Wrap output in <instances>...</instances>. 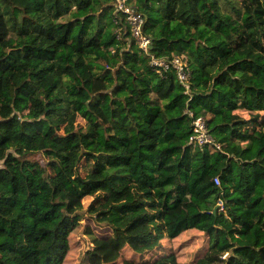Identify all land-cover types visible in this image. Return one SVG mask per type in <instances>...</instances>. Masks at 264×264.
I'll use <instances>...</instances> for the list:
<instances>
[{
	"label": "trees",
	"instance_id": "trees-1",
	"mask_svg": "<svg viewBox=\"0 0 264 264\" xmlns=\"http://www.w3.org/2000/svg\"><path fill=\"white\" fill-rule=\"evenodd\" d=\"M21 1L13 30L0 2V264H63L80 230V264H264V0H130L147 56L113 0ZM187 112L220 151L188 145ZM131 188L152 231L83 209Z\"/></svg>",
	"mask_w": 264,
	"mask_h": 264
},
{
	"label": "rangeland",
	"instance_id": "rangeland-1",
	"mask_svg": "<svg viewBox=\"0 0 264 264\" xmlns=\"http://www.w3.org/2000/svg\"><path fill=\"white\" fill-rule=\"evenodd\" d=\"M5 6H7V15L5 16L8 27L13 30L15 27L13 22H19L21 18L20 12L18 9L24 6V3L21 0H0ZM80 173L85 176V162H81ZM138 193L142 195L140 190H135L131 188L129 195L125 198L124 201L115 200L110 197H101L97 194L88 196L82 201L84 211L90 215H99L98 218L101 221L111 219L109 215H105L111 207L114 209L116 217L119 219L121 224H129L131 222V227L129 231L135 236H139L143 231L151 230L153 228L152 223L149 221L148 217L143 218L142 214L151 215L156 213L157 209L153 210L151 208L152 200L147 195L143 196V202L145 203L144 207L134 209L133 207L124 206L127 201H132L133 195ZM112 201V203H110ZM141 213V214H140ZM84 221H81L82 224ZM177 245H181V248H184L182 251V259L186 260L190 253L198 249L199 242L197 240H191L189 237L183 240H179ZM166 247V246H165ZM91 250L90 239L88 236H85L81 230L78 233H74L69 240V251L67 257L64 260L63 264H80V260L85 252ZM256 264V262H254Z\"/></svg>",
	"mask_w": 264,
	"mask_h": 264
},
{
	"label": "built area",
	"instance_id": "built-area-1",
	"mask_svg": "<svg viewBox=\"0 0 264 264\" xmlns=\"http://www.w3.org/2000/svg\"><path fill=\"white\" fill-rule=\"evenodd\" d=\"M114 12L121 14L124 18L130 37L135 42L138 50L143 55H149L151 42L148 37L142 33V26L144 23L143 16L137 11L136 6L130 0H113ZM149 66L160 73L164 74L169 70L175 72L179 85L184 88V93H189V73L181 58L172 57L171 59H157L150 57ZM191 121V135L188 138V145L193 147H207L212 152L220 151L221 146L214 142L212 137L208 134L206 121L203 117H194L192 113L187 112ZM215 185H218L217 178H214ZM219 210L223 209L222 203H217Z\"/></svg>",
	"mask_w": 264,
	"mask_h": 264
},
{
	"label": "water",
	"instance_id": "water-1",
	"mask_svg": "<svg viewBox=\"0 0 264 264\" xmlns=\"http://www.w3.org/2000/svg\"><path fill=\"white\" fill-rule=\"evenodd\" d=\"M216 209H217V207H216ZM216 209H215V210H216Z\"/></svg>",
	"mask_w": 264,
	"mask_h": 264
}]
</instances>
